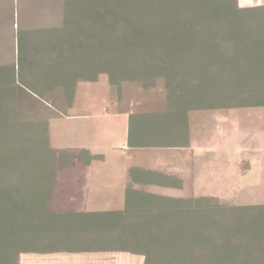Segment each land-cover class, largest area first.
Masks as SVG:
<instances>
[{"label":"trees","instance_id":"16d2710c","mask_svg":"<svg viewBox=\"0 0 264 264\" xmlns=\"http://www.w3.org/2000/svg\"><path fill=\"white\" fill-rule=\"evenodd\" d=\"M23 32L18 62L0 63V264L53 250L129 251L144 264H264V203L155 192L150 185H184L158 169H130L121 209L48 210L58 169L77 158L52 146L48 118L73 105L79 81L106 75L119 97L127 84L160 92L159 113L129 116L133 147L190 146L193 110L264 106V4L63 0L60 25L39 29L37 40ZM100 157L83 148L79 160ZM241 167L247 173L250 162Z\"/></svg>","mask_w":264,"mask_h":264},{"label":"rangeland","instance_id":"374dc122","mask_svg":"<svg viewBox=\"0 0 264 264\" xmlns=\"http://www.w3.org/2000/svg\"><path fill=\"white\" fill-rule=\"evenodd\" d=\"M0 1L9 2L3 7L6 14H0V63L18 62L20 48V52L26 51L23 45L28 41L24 30H33L34 35L38 34L36 39L39 29L61 24L63 0H16L15 7L12 0ZM238 3L257 6L264 0ZM122 94L119 97L113 92L106 75L94 82L79 81L73 105L63 115L48 118L50 142L56 151L77 153L74 166L58 169L48 210L123 208L130 169L135 165L159 168L183 180L182 188L150 186L155 192L213 195L239 205L264 203V106L193 110L189 114L192 146L155 150L148 147L141 153L142 159L133 155L126 144L129 116L159 113L163 99L159 91H146L137 84H127ZM83 148L102 157L85 164L79 160ZM243 159L250 162L247 174L242 172ZM23 260L22 253L19 264Z\"/></svg>","mask_w":264,"mask_h":264},{"label":"crops","instance_id":"0c3cea01","mask_svg":"<svg viewBox=\"0 0 264 264\" xmlns=\"http://www.w3.org/2000/svg\"><path fill=\"white\" fill-rule=\"evenodd\" d=\"M8 3L5 2L2 3V1H0V14L1 13L6 14V12H4L5 10L3 9V7L7 6ZM11 3L13 7L16 6V0H12ZM0 30L2 31L3 29L0 28ZM128 139H129V129L127 131L126 144H128V148L131 150V153L133 155L137 154L139 155L140 158L143 159V157H141V153L144 150H149L150 148L130 146ZM190 145L192 146L191 140H190ZM188 147L190 146L151 147V148H154L153 150H155L160 148L176 149V148H188ZM133 167L148 169L145 168V166H139V165L138 166L135 165ZM158 170L161 169L158 168ZM23 255H24V260L22 264H144V259H145L144 256L141 254H136L129 251H121V250H79V251L53 250L48 252L23 253Z\"/></svg>","mask_w":264,"mask_h":264}]
</instances>
